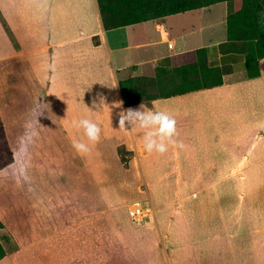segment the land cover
<instances>
[{
  "label": "crops",
  "instance_id": "obj_1",
  "mask_svg": "<svg viewBox=\"0 0 264 264\" xmlns=\"http://www.w3.org/2000/svg\"><path fill=\"white\" fill-rule=\"evenodd\" d=\"M33 2L0 0V72L4 79L0 94L19 103L7 110L0 104L14 158L0 175L17 163L12 149L16 141L6 123L9 113L17 119L20 141L37 143L35 168L45 175H59L60 164L55 158L64 154L55 145L57 139L52 141L57 127L104 201L95 211L103 230H92V209L79 207L74 193L51 190L41 183L43 177L35 181L36 193L31 189V178L18 184L2 182L0 246L4 256L0 264H111L106 259L109 221L104 214L115 218L113 211L124 209L130 200L115 205L114 197L107 190L103 193L101 186L131 193L130 199L143 198L142 205L152 209L160 227V211L157 213L150 192L144 199L138 174L133 178L131 173L135 172L125 170H142V174L143 170H208L209 174L264 170V58L259 60L261 75L251 78L247 45L228 41L227 20L236 12L238 2L227 1L110 31L103 27L97 0ZM216 7L218 16L212 10ZM185 15H195L197 22L189 32L182 29ZM134 29L144 35V44L133 43ZM142 46L156 50L143 57L138 53ZM199 50L205 51L209 69L223 70L222 85L124 106L121 81L145 77V67L147 73L169 70L173 57ZM92 116L99 117L98 125L93 124L100 130L95 150L87 145L92 137L86 142V127L84 141L75 134L77 130L81 137L82 121L86 126ZM43 130L51 135L49 151L43 150L48 141ZM121 146L129 153L127 167L119 154ZM112 170H124L119 185ZM98 172L101 177L96 176ZM153 228L148 224L130 230L152 233ZM193 247L197 255L194 264H208L206 258H218L219 252L208 253L210 242L201 245L206 254ZM261 250L253 264H264V243Z\"/></svg>",
  "mask_w": 264,
  "mask_h": 264
},
{
  "label": "rangeland",
  "instance_id": "obj_2",
  "mask_svg": "<svg viewBox=\"0 0 264 264\" xmlns=\"http://www.w3.org/2000/svg\"><path fill=\"white\" fill-rule=\"evenodd\" d=\"M33 1L35 0H31V3ZM218 8L212 9L214 14L215 11H219ZM215 15L218 16L219 13ZM194 16L185 15L182 17L187 19L182 23L183 31L189 32L197 25ZM134 30L133 43L144 44L146 41L143 38L144 35L140 34L138 29ZM218 36L217 34L216 37ZM140 48L138 53L143 57L150 56L156 50L149 46ZM147 70L148 67H145L144 76L146 79L141 82V87L146 92L162 95L171 93L176 89V82L160 77L159 72L156 71L147 73ZM3 82V72H0V92L3 91ZM16 86L19 88L18 79ZM4 95L6 94H0V104L3 109L7 110L10 105L19 104L18 100L4 99ZM18 98H20L19 95ZM78 110L76 108V112ZM6 113L8 114V112ZM6 113L4 114L6 115ZM10 114L6 123L12 140L16 141L12 142V149L16 154L17 163L13 168L1 173L0 183L18 184L22 180L25 181L26 178H31L30 181L33 182L31 189L36 193L35 181L41 180L43 177L41 183L44 186H49L51 190L58 191L66 189V192L74 193L78 197L77 205L79 207L81 206L87 211L92 209V230L102 231V224L98 223L95 211L102 208L104 201L99 197L94 182L91 185L88 181L78 159L64 140V136L58 132L59 129L54 128L55 135L52 141L57 139L58 143L55 145L60 148L65 156L55 158L60 164V170H57L59 175H45L41 170L35 168L37 143H22L20 141V131L18 128L16 129L15 125L17 119L10 117ZM98 118L92 116L91 122L87 119L86 126L82 121L81 137L75 130L77 138H81L82 141L86 137V142H89V138L92 137V143H87V145L91 146L93 150L96 149L95 140L100 135L99 128L93 126V124L98 125ZM85 127L87 131L84 137ZM43 135L48 140L43 150L49 151V146L52 143L50 141L51 135L44 130ZM80 145L83 147L84 143ZM119 151L122 162L123 158L128 161L129 153L126 149L121 146ZM123 164L127 167L128 162H123ZM112 171L115 172L113 176L119 185V181L123 177L120 173L124 170ZM125 171L128 173L135 172L131 173L132 176L138 174V185L142 196L144 194L148 196L150 192L157 207V213L160 211V227L157 220L155 221L153 218L152 209L142 205L143 198L130 199L131 193H120L113 186L112 190H108L107 186H105L106 188L101 186L100 190L103 193L107 190L114 197L115 205H118L120 201L130 200L124 209L113 211L116 215L115 218L110 213L104 214L109 221L106 226L109 246L106 259L109 263L194 264L197 255H195V247L193 246L200 247L206 254V249L201 245L205 246L208 242H210V248L207 249L209 254L211 251L214 254L219 252L218 258L212 259L214 264H253L259 252L263 251L261 249L264 243V170H219V174L215 172L209 174L208 170H143V174L142 170ZM96 176L101 177V173L98 172ZM103 177L107 178L108 176ZM211 182H214V185H209ZM41 183H39V188H41ZM2 189L0 187V192L3 191ZM109 199L112 200L110 196ZM144 199H146L145 196ZM137 209L143 211V218L139 219L138 223L132 221L130 217V213ZM148 224L154 225L151 234L145 231L138 233L130 230V228L142 229ZM127 232H129L128 235ZM212 234L214 239H212ZM217 234L219 235L218 239L216 238ZM212 242L213 248L211 247ZM190 244L191 246H185ZM187 250H190L191 254ZM206 259L208 264H213L211 259ZM189 260L192 263H189Z\"/></svg>",
  "mask_w": 264,
  "mask_h": 264
},
{
  "label": "trees",
  "instance_id": "obj_3",
  "mask_svg": "<svg viewBox=\"0 0 264 264\" xmlns=\"http://www.w3.org/2000/svg\"><path fill=\"white\" fill-rule=\"evenodd\" d=\"M227 1L238 2L236 12L227 20L229 43L247 45L248 74L259 77V60L264 58V0H97L106 31L159 20L161 18L215 6ZM171 69H156L159 76L176 82V89L162 95L150 94L141 87L145 77L137 76L119 83L123 104L132 107L161 97L207 89L223 84V70L206 66L204 50L173 57ZM255 69V72H252ZM119 154L121 152L119 151ZM13 153L6 139L0 116V172L13 163ZM123 162L127 160L123 158ZM3 224L0 221V229ZM4 256L0 246V259Z\"/></svg>",
  "mask_w": 264,
  "mask_h": 264
},
{
  "label": "built area",
  "instance_id": "obj_4",
  "mask_svg": "<svg viewBox=\"0 0 264 264\" xmlns=\"http://www.w3.org/2000/svg\"><path fill=\"white\" fill-rule=\"evenodd\" d=\"M143 211L141 209H137L135 212L132 213V219L134 222L138 223L139 219L143 218Z\"/></svg>",
  "mask_w": 264,
  "mask_h": 264
}]
</instances>
